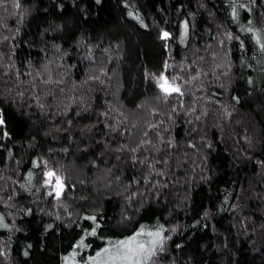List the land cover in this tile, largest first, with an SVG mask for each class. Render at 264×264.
Returning <instances> with one entry per match:
<instances>
[{
    "label": "trees",
    "instance_id": "obj_1",
    "mask_svg": "<svg viewBox=\"0 0 264 264\" xmlns=\"http://www.w3.org/2000/svg\"><path fill=\"white\" fill-rule=\"evenodd\" d=\"M15 3L0 4V264H67L86 215L101 227L77 259L163 224L151 264H264V51L242 31L264 34V0ZM165 63L182 97L151 78ZM37 157L66 175L59 198Z\"/></svg>",
    "mask_w": 264,
    "mask_h": 264
},
{
    "label": "snow or ice",
    "instance_id": "obj_2",
    "mask_svg": "<svg viewBox=\"0 0 264 264\" xmlns=\"http://www.w3.org/2000/svg\"><path fill=\"white\" fill-rule=\"evenodd\" d=\"M127 2V0H126ZM5 3V0H0V4ZM15 8H20L21 4L19 0H16L14 4ZM251 11L247 4L240 5ZM130 16H134L137 20H139L142 24L144 21L137 15L135 12H129ZM232 16L238 19V11L237 6L232 5ZM147 27V24L144 25ZM185 33L188 31V21H184ZM242 31H246L248 33H253V39L256 44L259 45L261 51H264V34H262L261 30L254 27H243ZM162 39L167 40L172 36V33L167 30H162ZM231 37V34H228ZM243 46V44L241 45ZM170 67L168 63H165L163 68L159 74L151 73V78L155 81L156 87L160 90V93L163 95V98L167 100L172 96L182 97L184 95V84L189 83V81H184L182 77H180L179 73L169 74L167 69ZM188 67H191L190 65ZM101 71H105L101 69ZM199 75V73H197ZM97 77H93L96 79ZM196 76L192 77V80H195ZM238 100L239 97H236ZM156 109H153V112H156ZM107 115V113H105ZM3 123L2 118H0V124ZM147 135V133H145ZM136 151V149H133ZM133 159H136L133 156ZM35 164L41 170V176L43 180L44 186H46L49 191L48 195H52L53 193L56 197H60L63 193L66 184V175L62 171H58L57 168L50 165V161L47 158L41 160V158L37 157ZM34 175L31 171L28 173L29 178ZM150 178V177H149ZM139 183V181H137ZM85 219L95 222V226H89V229L82 228V234L79 236L77 241L76 248L72 250V252L65 257V261L67 264H151L153 258L156 257L159 253L165 250V241L170 239V237L165 236V226L163 224H159L155 228L148 227L146 225H141L138 230L133 232V234L124 237L123 239H117L113 243L109 241V243L100 248L99 251L95 252V255H90L87 257V260L77 259L78 252L77 249H89L92 245L87 241L89 236H97V229L101 227L98 217L96 215H86ZM0 227L10 228L4 217V214L0 213ZM104 239V237H101ZM27 255V252L25 253Z\"/></svg>",
    "mask_w": 264,
    "mask_h": 264
},
{
    "label": "rangeland",
    "instance_id": "obj_3",
    "mask_svg": "<svg viewBox=\"0 0 264 264\" xmlns=\"http://www.w3.org/2000/svg\"><path fill=\"white\" fill-rule=\"evenodd\" d=\"M89 264H91V262H89Z\"/></svg>",
    "mask_w": 264,
    "mask_h": 264
}]
</instances>
